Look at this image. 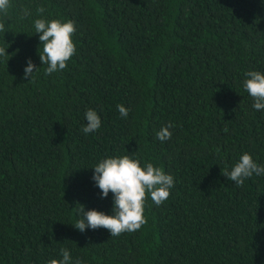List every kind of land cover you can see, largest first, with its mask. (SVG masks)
Masks as SVG:
<instances>
[{
  "label": "trees",
  "instance_id": "1",
  "mask_svg": "<svg viewBox=\"0 0 264 264\" xmlns=\"http://www.w3.org/2000/svg\"><path fill=\"white\" fill-rule=\"evenodd\" d=\"M10 4L0 13V264H48L65 248L70 264H264V174L242 186L223 174L245 152L264 166V109L244 88L247 72L264 73V0ZM36 19L74 21L65 69L46 74ZM89 108L101 127L85 134ZM120 155L171 174L170 196L146 197L135 232H81V207L114 214V194L93 176Z\"/></svg>",
  "mask_w": 264,
  "mask_h": 264
},
{
  "label": "clouds",
  "instance_id": "2",
  "mask_svg": "<svg viewBox=\"0 0 264 264\" xmlns=\"http://www.w3.org/2000/svg\"><path fill=\"white\" fill-rule=\"evenodd\" d=\"M10 7V0H0V13L6 14ZM37 12L43 13L44 8H38ZM34 27L35 32L40 33L39 39L43 48L39 54L42 64L47 65L46 74L65 69L67 62L76 51L72 39L76 31L74 21L36 19ZM0 31H4L3 23H0ZM5 54V49L0 48V56ZM35 67L29 59L24 70V77L32 79ZM246 76L244 88L254 100V109H264V73L249 71ZM118 111L122 117L127 118L129 110L124 105H118ZM85 117L87 123L82 129L83 133L89 134L101 127V118L94 109L89 108L85 112ZM172 127L173 125L169 122L167 126L162 127L156 133V138L161 142L169 140L172 136L170 131ZM94 169L93 179L101 190L102 196L107 197L109 192L114 194V214L108 215L96 209L85 211L84 207H81L79 212L82 214V218L74 225L81 232L86 228L103 227L109 230L111 237H114L124 232L139 230L147 223L144 216L146 197L150 195L152 201L159 206L168 199L170 189L174 187L175 183L174 177L171 174H166L162 168L155 167L150 162H146L142 166L138 159L129 155L110 156L102 159ZM254 173L256 175L264 174V166H258L252 156L245 152L232 170L223 174L238 186H242L244 180L252 177ZM61 256L62 259H50L48 264H70L71 254L68 249H61ZM76 264H80V261L77 260Z\"/></svg>",
  "mask_w": 264,
  "mask_h": 264
}]
</instances>
